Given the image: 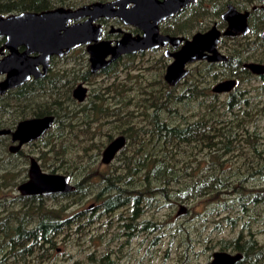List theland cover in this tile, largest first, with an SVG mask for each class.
I'll return each instance as SVG.
<instances>
[{"label":"trees","instance_id":"trees-1","mask_svg":"<svg viewBox=\"0 0 264 264\" xmlns=\"http://www.w3.org/2000/svg\"><path fill=\"white\" fill-rule=\"evenodd\" d=\"M63 1L52 0V6L63 4ZM210 1H213V15L217 18L227 3H233L240 9L256 5L257 8L251 12L250 34L254 40L245 43L239 51L232 50L231 58L226 62H200L202 66L196 70L200 80L191 81L189 72L182 81L183 85H187L180 94H174L175 87L167 86L161 76L158 81L163 85V90H157L152 85L150 89L147 86L138 89L140 99L135 102L136 111L129 108L131 97L123 84L119 91L122 100L120 106L96 104L75 111L70 108V91L52 92L55 126L52 138L47 133L37 142L42 145L40 159L45 158L46 152L43 151H52L54 161L48 164L43 162L40 166L48 172H63L70 176L76 175V171H82L84 178L75 183L77 187L72 192L45 196L18 195V208L5 207L1 203L0 264L9 259L12 264H53L50 257L57 247L58 238L71 235L79 237L80 233L84 235V227L98 218L97 214L89 210L75 209L68 212L71 203L74 205L80 202L92 192L84 185H88L95 176L100 179L98 192L94 196L99 202L100 213L111 215L118 209L126 208V222L119 225V228L125 230L127 236L156 228L157 225L149 226L154 222L141 218L163 200H167L166 205L171 204L170 200H188L187 193L190 192L193 197L210 199L211 204L215 202L211 210L220 207L217 215L221 217L214 224L226 223L235 227L241 223V230L236 237L218 241L219 250L240 252L243 256L236 264H264V242L252 231L253 221L264 218V136L256 123L258 115L264 112V85L256 88L253 93L239 87L244 80H250L249 77L264 82V75L253 76L249 70L241 67L245 61L264 63V40L260 37L264 20L257 26L254 19L258 13L264 19V0ZM206 3L207 0H202L193 8L203 10ZM259 5H263V8ZM233 64L239 65L240 70H234ZM217 66L229 72L227 77L238 79L236 87L223 100L218 93L199 84L205 77H224L220 73L213 74ZM19 98V92H15L10 99L17 106ZM66 102L68 105L64 104ZM192 102H196L195 106H192ZM50 112L47 98L39 106L37 115ZM20 118L14 113L9 123L0 121V127L12 128ZM94 122L110 124V140L116 133L127 139L119 153L124 152L128 144L132 146L130 154L123 153L122 165L117 167L120 170L115 168L95 175V172H87L85 165L79 166L76 160L74 163L70 160L72 156L69 155V149L72 143L88 132L92 134L91 124ZM186 148L205 151L207 161L200 173L197 174L190 166H184L185 169L180 173V169L175 167L180 151L184 149L185 152ZM98 150H101L100 146ZM98 155L95 153L94 156ZM187 155L184 161L193 153ZM9 157L12 158V155L8 154ZM24 158L26 161V156ZM189 168L192 171L187 174ZM23 170L27 176V169ZM181 179L184 180L180 183ZM182 185L186 192L180 188ZM173 192L175 195L171 194ZM219 195H229V200L221 199ZM63 198L73 199L68 206L59 202ZM48 200L53 203L47 204ZM86 212L93 215L88 216L84 223ZM242 212L245 213L244 217ZM122 217L119 220H123ZM244 231L248 233L244 234ZM94 255L88 254L89 264L113 263L107 254H102L99 260ZM84 261L77 257L73 264H84Z\"/></svg>","mask_w":264,"mask_h":264},{"label":"rangeland","instance_id":"rangeland-1","mask_svg":"<svg viewBox=\"0 0 264 264\" xmlns=\"http://www.w3.org/2000/svg\"><path fill=\"white\" fill-rule=\"evenodd\" d=\"M75 1L78 2L81 0H73V2ZM257 15L261 17L259 13ZM257 15L255 17L258 21L255 22L256 25L259 26L260 18L257 17ZM217 19L218 18L208 17L205 19L206 23L202 22L200 26L203 27L207 24H211ZM253 40L254 36L252 34L240 37L236 40H230L227 37H223L219 49L224 51L228 48L232 50L237 49L239 51L245 43L252 42ZM161 54V51H153L132 58V60H124L125 64L131 65V63H133L131 61L136 63L133 67L127 69L124 68L125 71L120 74L121 84L125 85V88L128 90L127 92L130 93L129 97L137 98H135V101L140 99L138 98L140 96L139 92H137L140 87L147 86V88L150 89L154 86L157 90L164 89L163 85L158 81L159 77L162 76L161 73L163 70L161 69L160 64L156 65L155 62V59ZM73 66L71 68H73ZM200 66H202L200 63H195L190 67V75L188 76L191 81L193 79L195 81L200 80V77L197 75L198 71H196ZM69 67L70 65H68V68ZM218 73L226 78L229 74V72L224 70L221 66H217L214 69L213 74L217 75ZM213 76L203 78L199 84L211 89L217 81L222 79L219 75L216 78ZM249 78L250 80H244L240 83V89L245 91L248 90L253 93L256 88L264 85V82L257 78ZM76 79H79L76 81L77 83L80 82L81 76L77 75ZM76 82H74V84ZM186 85L187 84L183 85L181 83L175 87L173 90L174 94H180L183 92ZM227 94L228 93H221L219 94V98L223 100L226 98ZM64 104L68 105V102ZM195 104L196 102H192V106H195ZM180 107L182 108L183 106L180 105ZM70 108H74L75 111L80 109V107L75 104H71ZM129 108L134 111L137 110L133 104H130ZM103 120L104 119H102V121ZM137 120L141 121V118H138ZM97 122L91 124L92 134L88 132L85 136L80 137L79 140L72 143L71 149H69V155L72 156L69 157L70 160L73 163L74 160H76L75 162H78L80 164L79 166L85 165L86 171L95 172V175L121 166V158L124 155L123 153L130 154L132 151V146H129L128 144L125 151L120 152L119 155H117L109 164L102 163L101 153L103 148L110 141L109 134L112 133V129L110 128V124H99ZM256 123L260 127L262 135L264 136V112L258 115ZM54 127L55 126H53L52 129H54ZM117 135L118 133L113 134L112 138ZM262 142H264L263 139ZM99 146L101 147L100 151L98 150ZM27 148L30 149H25V154L28 151L31 152V154L37 158L40 165L43 164V162L48 164L54 161L52 151H43L46 152L45 158L40 159L42 148L40 142H36V144ZM44 150L46 149L44 148ZM183 150L180 151V156L176 159L175 167L180 169V173L185 169L184 166H190L197 171V174L200 173L201 169L205 167L207 161L205 151L200 152L191 148H186L185 152ZM95 153H99V155L94 156ZM191 153H193V155L189 156L188 160L184 161L183 159L188 156L187 154L190 155ZM8 154L7 146H3V142H1L0 205L3 203L5 207L18 208V203L16 202L18 199L16 197L20 194L17 190V185L22 179L26 178V172L23 169L28 168L29 162L26 156L27 160L25 161L24 158V162H22L20 159V163L17 165L16 161L18 158L9 157L12 159V162H10ZM42 169L48 172L46 168L43 167ZM117 169L120 170L119 168ZM192 169L189 168L187 174H190ZM75 173L76 175L71 176V181L74 185L76 182H79L84 178L82 171H76ZM99 180L100 179L96 176L91 178L88 185H84V187L86 186L88 188L87 190L92 192L80 202H77L74 205L71 203L68 208V212H72L75 209L92 211L98 215L97 220L89 224L87 227H84V235L79 232L81 234L79 237H76L75 235H71L70 237L60 236L58 238L57 247L51 253L50 258L53 264H73L77 257L84 259V264H89V253H94V258L96 260H99L102 254H107L109 258L113 260L112 264H206L210 262L212 252L219 250L217 243L220 239L236 237L241 230L240 222L235 227H231L226 223L214 224L221 217L220 215H217V211L220 210V207L211 210L210 208L215 207V202L211 204L210 199L193 197L189 192L187 193L188 200H170L171 204L168 203V205H166L167 200H163L157 203V207L151 209L143 218H141L154 222L150 223L149 226L157 225L156 228L145 229L137 234L127 236L126 231H121L119 228V225L126 222V220H124L127 217L126 208L118 209L111 215L100 213L101 209L99 208V202L94 198L99 189ZM183 180L184 179H181L179 182L181 183ZM180 188L183 189V192H186L183 185ZM171 194L175 195V192ZM219 198H224L225 200L227 198V200H229V195H219ZM72 199L73 198H63L62 201L59 202H61V204H68L69 206ZM214 200L217 202L216 197ZM51 203H53V201H47V204ZM182 206L184 207V212L178 214V211ZM232 214L234 215V213ZM252 214L258 216L256 213ZM91 215L93 214L86 212L83 222L85 223L88 216ZM241 215L244 217L245 213L242 212ZM120 216H123V220H119ZM252 231L261 242H264V218L259 221H253ZM247 233L248 232L246 231L244 234ZM3 264H12V260H6Z\"/></svg>","mask_w":264,"mask_h":264},{"label":"water","instance_id":"water-1","mask_svg":"<svg viewBox=\"0 0 264 264\" xmlns=\"http://www.w3.org/2000/svg\"><path fill=\"white\" fill-rule=\"evenodd\" d=\"M134 2L128 10L121 8L118 11L109 13L114 8V4L120 6L128 2ZM193 0H118L112 3H93L91 5L81 6L76 9L56 7L49 11L22 12L8 17L0 16V35L6 31H19L20 28L33 29L36 31L32 45H35V51L40 53L38 59H30L27 52L11 55L6 60L0 61V71L9 72L6 79L0 81V94L7 89L16 87L30 78L31 74L35 77L43 75L39 72L37 65H43L45 71L50 55L59 56L68 53L71 49L98 41L101 35L99 26L93 24L98 15L107 16L120 15L126 23H133L144 31L143 36L132 37L125 35L115 46H110L107 42H98L88 45L90 54L91 71L95 72L105 67L111 61L123 53L135 52L146 48H155L160 45L171 43L176 46L183 38L169 35H162L158 31V23L176 13L182 7H185ZM255 9V6L252 7ZM123 10V11H122ZM91 15L82 22L78 20L87 15ZM249 10L239 11L232 4L227 6L222 14V19L227 22V27L223 32L214 24L206 32H198L190 40H186L180 50L171 53L173 61L168 64L164 80L169 86H175L189 73L186 65L190 62L206 60L208 62L225 61L226 55L217 48L221 36L229 35H247L250 32V26L247 18ZM74 22L70 25L68 23ZM152 20V21H151ZM151 21V22H150ZM264 40V30L260 33ZM9 42H13L9 37ZM31 51V50H29ZM111 58L106 60L108 55ZM16 56V57H13ZM10 58L18 62V66H7ZM252 74L264 75V63L249 61L243 64ZM237 84L235 78H228L215 83L211 91L213 93H229ZM87 92L86 86L79 83L73 89V96L78 101L85 99ZM54 116L46 115L32 119L20 121L15 129H0V135L11 133L12 144L9 146L10 152H17L21 147L31 141L41 138L46 131L53 125ZM126 138L123 135L114 137L103 149L101 162L109 164L116 154L125 146ZM76 189L71 181L69 174L46 172L39 165L36 158L31 157L28 167V178L17 186L20 195H51L57 193H68ZM92 207V206H90ZM184 212V207H180L179 213ZM242 258L240 252L231 253L229 251L216 250L212 252L209 264H236Z\"/></svg>","mask_w":264,"mask_h":264},{"label":"flooded vegetation","instance_id":"flooded-vegetation-1","mask_svg":"<svg viewBox=\"0 0 264 264\" xmlns=\"http://www.w3.org/2000/svg\"><path fill=\"white\" fill-rule=\"evenodd\" d=\"M115 1L118 0H81L78 2L76 1L73 2V0H64L63 4H57L52 6V0H0V16L8 17L10 15H17L22 12L40 13L42 11L52 10L56 7L76 9L78 7L91 5L93 3L104 4V3H112ZM158 1H162V0H158ZM201 1L202 0H193L188 5H186L187 7L186 6L182 7L176 13L162 19L158 23V31L160 34L183 38L176 46H173L171 43H167L166 45L163 46L160 45L155 48H146L144 50H137L135 52L123 53L119 55L116 59L111 61L109 64H107L105 67L100 68L95 72H92L91 64H90V54L88 52L89 44H95L98 42H104V43L107 42L110 46H115L120 40L124 38L125 35H131L132 37L136 38L138 36H143L144 34L142 28L134 25L133 23H126L124 20H122V18L118 14L111 16H107L105 14L98 15V17L93 21V24L99 26L101 29V35L98 41L96 42L91 41L90 43L79 45L71 49L68 53L61 56L57 54L50 55L45 71H43V65L41 63L37 65L38 71L43 72V75H39L35 77L34 74H31L30 78L24 81V83L16 87L9 88L3 94H0L1 123H5V124L9 123L12 120V115L14 113L18 115V117H22L19 120H17L14 126H12V128L0 127V129H10L12 132L15 129L16 125L22 120L42 117L46 115L52 116V92L55 91L58 93H62L63 91L64 92L70 91V97L68 100L71 102V104L73 103L80 108L82 107L90 108L96 104L97 105L104 104L111 107L113 106L118 107L122 103V100L120 98L121 94H119L120 86H121L120 74L123 71H125V69L129 67H133L135 66L134 64H136L134 61H131L133 62L131 63V65L125 64L124 60L126 59L132 60V58H136L137 56H142L148 52L161 51L162 54L158 56L157 59H155V62L156 65L160 64L161 69L163 70L162 78L164 83H166L164 80V74L168 64H170L173 61V57L171 56V53L180 50L181 47L184 45L185 41L190 40L194 34L198 32H206L214 24L218 29H220L221 32H223L227 27V22L222 19V14L226 11L227 6L229 4L234 5L236 9L239 11L249 10L252 12L257 8L256 5H253L255 6V9L252 8L253 6H250L249 8H245V9H240L233 3H227L225 9L220 13V16L218 17L217 20L213 21L211 24H207L201 27L200 24L202 22L206 23L205 22L206 18L208 17L217 18V16L213 15V10H212L213 1L207 0L206 7L204 6L203 10L200 9V11H197L193 8L195 4H198V2L201 3ZM134 5L135 4L133 1L128 2L123 6H120L118 3H115L114 8L111 11H109V13L112 14L114 11H118L121 8H123L124 10H128ZM259 7L263 8V5H259ZM251 12H249L247 18L248 24L250 26V32L247 35L251 33V29H252ZM202 15L204 16L200 18ZM90 16L91 15L89 14L85 17H82L78 21L82 22ZM255 16H254L255 21H258ZM257 17H259V15H257ZM261 17H259L260 23L262 20H264L262 15ZM74 22L77 21L72 20L68 23V25ZM261 32L262 30L260 31V33ZM35 33L36 31H34L33 29H26L25 27L20 28L19 31H6L2 33L0 35V61L6 60L7 57L11 55L22 54L25 52H27V55L30 59H34V61L38 59L40 53L34 50L35 45H32L33 42H31V40H34L33 38H35ZM247 35L239 34V35H229V36L220 37L219 43L217 44V48L220 52L226 55L227 58L225 61L208 62L206 60H200V61L190 62L186 65V67L189 69L190 72V67L195 63L197 64L200 62H207V63L218 64V63L226 62L231 58L232 49L227 48L224 51L219 49L223 37H227L230 40H236L240 37H244ZM9 37H12L13 42L16 43L9 42ZM110 58L111 55L109 54L105 59L108 60ZM12 59L13 58H10L9 61L7 62V66L9 65L8 67L9 70H11L10 67L18 66V62H14L12 61ZM245 62H249V61H245ZM245 62L241 63L242 65L241 67H243V64ZM68 65H70L69 68ZM72 66L73 68H71ZM232 66L234 70L235 69H237L238 71L240 70L239 65L235 66L233 64ZM8 73L9 72L7 71L2 73L0 71V81L6 79ZM77 75L81 76L80 79L81 81L78 83L76 82L79 80L76 79ZM73 76H75L74 81H73ZM253 76H257V75L253 74ZM228 78H235V77H229V76L227 78L222 77L221 80H225ZM183 79L175 86H169L167 83L166 85L169 87H177L182 83ZM235 79L237 80L238 83V79L237 78ZM74 82H76L77 84L75 83L76 84L75 85ZM79 83H82L87 88L85 99L81 102L78 101L73 96V89ZM15 92H19L20 95L19 101L17 102V106L14 105L15 104L14 100L10 99L13 97ZM47 98L49 101V111L51 112L49 114H44L42 116L37 115L39 106L42 105L43 101L45 102ZM134 98L135 97H131V100H129L130 104L135 105L136 101H134ZM52 126L53 125H51V127L46 131L44 135L49 133V135L52 138ZM119 135L121 134H118L117 136ZM39 139L24 144L20 150L13 153L9 151V146L12 144L11 133L0 135V143L3 142V146H7V151L9 152L10 155H12V158L13 157L18 158L16 161L17 165L20 163V159L22 160V162H24L25 156H27L28 162H30V158L34 156L29 151L25 154L26 152L25 149L26 150L30 149L27 147L35 144ZM27 178H28V168H27V176L23 181L27 180ZM20 183H18V185Z\"/></svg>","mask_w":264,"mask_h":264},{"label":"bare ground","instance_id":"bare-ground-1","mask_svg":"<svg viewBox=\"0 0 264 264\" xmlns=\"http://www.w3.org/2000/svg\"><path fill=\"white\" fill-rule=\"evenodd\" d=\"M187 7V6H186ZM249 12H251V11H249ZM221 62V61H220ZM76 186V185H75ZM77 187V186H76ZM39 196V195H38ZM25 197H27V196H25ZM243 256V255H242ZM240 261V260H239Z\"/></svg>","mask_w":264,"mask_h":264}]
</instances>
